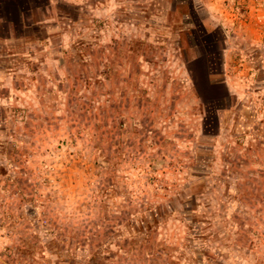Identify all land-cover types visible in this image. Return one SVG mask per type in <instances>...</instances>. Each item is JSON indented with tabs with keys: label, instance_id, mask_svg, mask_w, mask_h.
I'll list each match as a JSON object with an SVG mask.
<instances>
[{
	"label": "rangeland",
	"instance_id": "1",
	"mask_svg": "<svg viewBox=\"0 0 264 264\" xmlns=\"http://www.w3.org/2000/svg\"><path fill=\"white\" fill-rule=\"evenodd\" d=\"M39 1L0 22V264H264V57L223 69L197 0Z\"/></svg>",
	"mask_w": 264,
	"mask_h": 264
},
{
	"label": "crops",
	"instance_id": "2",
	"mask_svg": "<svg viewBox=\"0 0 264 264\" xmlns=\"http://www.w3.org/2000/svg\"><path fill=\"white\" fill-rule=\"evenodd\" d=\"M37 1L38 3L36 0H0V22H4L14 31L17 30L20 26H24L26 20H30L37 10L44 9L42 3L39 0ZM44 1L48 8L55 5L53 0ZM197 1L207 10L209 22L213 26L219 27L223 32L225 39L222 51L223 69L227 64H230V56L239 54L238 50L251 59V55L255 52L260 54L259 60L264 57V0H249L243 12L234 15L222 9V0ZM80 3L82 2L80 1ZM35 22L46 23L47 21L36 20ZM9 38H11V35L6 37V39ZM219 82L220 87L225 88L224 90L227 91V96H229L228 92H232H230L226 80L223 79ZM207 89L209 91L208 98H205V94H201L202 101L209 98L215 101L212 97L215 95L218 98V92L222 88L211 90L207 87Z\"/></svg>",
	"mask_w": 264,
	"mask_h": 264
},
{
	"label": "built area",
	"instance_id": "3",
	"mask_svg": "<svg viewBox=\"0 0 264 264\" xmlns=\"http://www.w3.org/2000/svg\"><path fill=\"white\" fill-rule=\"evenodd\" d=\"M249 0H222V7L230 14H238L243 12Z\"/></svg>",
	"mask_w": 264,
	"mask_h": 264
},
{
	"label": "trees",
	"instance_id": "4",
	"mask_svg": "<svg viewBox=\"0 0 264 264\" xmlns=\"http://www.w3.org/2000/svg\"><path fill=\"white\" fill-rule=\"evenodd\" d=\"M208 61L210 62L209 59H208ZM214 75H215L214 72H212L210 69L207 71V73L205 75V83H206L207 87L209 89H211V90L222 88V87H220V82L219 81L213 80V78L211 79V77H213ZM186 221L188 222L190 230H194V231L197 232L196 229H198V227L196 228L195 225H197V224H194L193 219L190 220V221L186 219Z\"/></svg>",
	"mask_w": 264,
	"mask_h": 264
}]
</instances>
